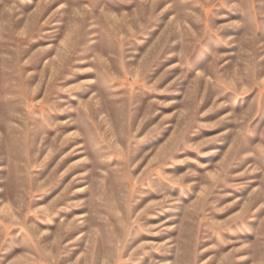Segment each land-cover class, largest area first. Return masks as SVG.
Instances as JSON below:
<instances>
[{"label":"rangeland","instance_id":"obj_1","mask_svg":"<svg viewBox=\"0 0 264 264\" xmlns=\"http://www.w3.org/2000/svg\"><path fill=\"white\" fill-rule=\"evenodd\" d=\"M0 264H264V0H0Z\"/></svg>","mask_w":264,"mask_h":264}]
</instances>
